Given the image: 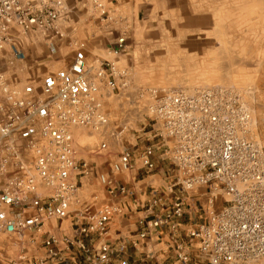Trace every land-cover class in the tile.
I'll list each match as a JSON object with an SVG mask.
<instances>
[{"label": "built area", "instance_id": "2783aa9c", "mask_svg": "<svg viewBox=\"0 0 264 264\" xmlns=\"http://www.w3.org/2000/svg\"><path fill=\"white\" fill-rule=\"evenodd\" d=\"M71 1L0 0V65L26 57V38L62 37ZM126 47V36L119 35L113 55ZM117 75L114 61L89 65L83 44L65 67L38 83L20 86L19 76H8L0 66V264H111L119 259L127 243L98 240L123 214L117 199L140 203L135 189L116 177H130L138 161L144 173L152 174L157 159L168 182L163 190L153 188L158 216L133 238L135 247L152 229H158L161 240L162 229L169 227L167 247L174 264H264V148L246 135L250 114L240 94L220 86L193 93L152 89L146 143L137 155L125 148L109 171L101 172L79 157L71 129L107 125L99 95L104 85L119 89ZM107 149L102 143L95 152ZM94 174L112 199L101 207L77 200L79 181ZM202 187L211 188L212 199L224 192L228 200L219 211L206 213L209 220L182 241L176 219L185 215L191 191ZM129 264L149 262L144 257Z\"/></svg>", "mask_w": 264, "mask_h": 264}, {"label": "rangeland", "instance_id": "374dc122", "mask_svg": "<svg viewBox=\"0 0 264 264\" xmlns=\"http://www.w3.org/2000/svg\"><path fill=\"white\" fill-rule=\"evenodd\" d=\"M70 7L71 15L61 24L62 37L26 38V57L0 66L8 76L18 75L22 86L65 67L82 44L89 65L115 62L119 89L104 85L99 95L107 125L99 130L71 129L79 157L94 169L108 172L111 161L125 148L144 146L152 89L193 93L220 86L235 90L250 114L246 135L264 148V0H72ZM122 34L127 47L116 57L113 43ZM102 143L109 149L96 153ZM125 178L117 175L116 180L122 183ZM191 194L195 197L190 202L198 209L196 219H204L202 224L209 220L206 213L219 211L228 200L224 192L212 199L215 193L210 187ZM77 200L100 207L110 201L97 174L79 181ZM167 241L161 245L165 249L161 259L168 257L166 263L174 264Z\"/></svg>", "mask_w": 264, "mask_h": 264}, {"label": "crops", "instance_id": "0c3cea01", "mask_svg": "<svg viewBox=\"0 0 264 264\" xmlns=\"http://www.w3.org/2000/svg\"><path fill=\"white\" fill-rule=\"evenodd\" d=\"M179 7L178 5L176 6ZM140 149L134 150V152H139ZM163 162L157 159V169L152 174H146L140 169V163L138 161L135 170L130 177H126L122 184H128L131 188L135 189L137 201L140 203L139 206L136 202L126 198L120 197L117 199L119 205L123 209V214L117 216L109 225V231L105 239L98 240V244L103 241H109L116 246H120L122 243H127V252L119 257V259L114 260L111 264H129L135 263L139 259L146 257L149 264H156L161 258H163L162 249L163 245L170 235V228L164 227L162 229V242L158 243V235L155 231L158 229H152L150 231L149 237L141 240V245L135 247L133 245V238L137 237L138 234L146 228V224L149 221H154L158 216V206L153 207V188L158 191V188L162 190L166 187V181L163 179ZM107 195L111 201V196L107 190ZM190 200L194 195L190 193ZM195 197V196H194ZM198 209L193 206L190 202L185 208V215L176 219L179 223L177 228V234L180 237L187 236L188 232L194 227L202 224L204 219H196ZM143 221V225L140 222ZM158 233V232H157ZM168 256V255H167ZM169 259L168 257H165ZM170 260V259H169Z\"/></svg>", "mask_w": 264, "mask_h": 264}]
</instances>
